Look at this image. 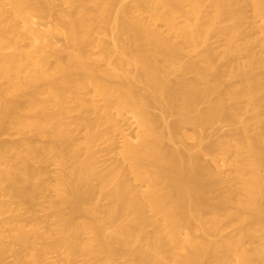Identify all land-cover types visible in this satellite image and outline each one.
<instances>
[{
	"label": "bare ground",
	"instance_id": "bare-ground-1",
	"mask_svg": "<svg viewBox=\"0 0 264 264\" xmlns=\"http://www.w3.org/2000/svg\"><path fill=\"white\" fill-rule=\"evenodd\" d=\"M49 15L68 48L33 26ZM220 121L230 133L204 143ZM10 129L0 264H264V0H0V135ZM101 142L116 161H101ZM204 154L226 156L229 173Z\"/></svg>",
	"mask_w": 264,
	"mask_h": 264
},
{
	"label": "rangeland",
	"instance_id": "rangeland-1",
	"mask_svg": "<svg viewBox=\"0 0 264 264\" xmlns=\"http://www.w3.org/2000/svg\"><path fill=\"white\" fill-rule=\"evenodd\" d=\"M67 10L69 9L68 7H65ZM34 21H33V26H35V28H37V29H39L45 36H46V38L48 39V40H50L52 43H53V46L54 47H56V48H59V49H65V48H68V46L70 45V43L68 42L69 40H68V38H67V36H66V33H65V30H64V27L60 24V22H59V20L56 18V16L55 15H49V16H46L45 18H39V17H34V19H33ZM21 26L23 25V23L21 22V23H19ZM160 27H162L163 29H164V27L163 26H160ZM255 30H256V32H255ZM255 32V34H254V36H259V35H261V32L259 31V27L258 28H255L254 30H253V28H252V33H254ZM259 31V32H258ZM64 32V33H63ZM258 33V34H257ZM110 39V38H109ZM211 40L210 41H212V43H219L220 42V37L218 38L217 36H213V37H211L210 38ZM26 42H28L27 40L24 42V43H26ZM66 45V46H65ZM68 45V46H67ZM256 48V47H255ZM258 48H260V47H258L257 46V48L255 49L256 51H259L260 49H258ZM48 50H50V49H48ZM190 57V56H189ZM189 76H191V75H189ZM159 109H157L156 111H158ZM153 111H155V110H153ZM159 112V111H158ZM158 112H155V113H158ZM129 114V115H128ZM125 117H128L127 118V120H126V118H125V121H123V122H121L122 123V125L124 126V128H123V131L125 130V132L124 133H126L128 136H130V137H132L133 139L135 138V134H136V132H137V124H136V122H135V120H134V118H133V116H131V114L130 113H128ZM174 116V117H173ZM176 119V115L175 114H173L171 117H169V120L170 121H173V120H175ZM124 120V119H123ZM134 120V121H133ZM220 122H222V123H224L223 121H220ZM220 122H217V123H219V124H217V123H214V124H212V125H210L208 128L207 127H205V128H207V129H204L203 128V130L201 131L200 129H198V130H200L201 131V133H200V131L198 132V133H200L199 135H201L202 134V138H203V141H204V143H206V144H208V143H211V142H213V141H215V140H217L218 138L220 139V138H222V137H224L225 135L227 136L229 133H230V129H231V126L228 124V122H226V123H224V124H221ZM217 124V125H216ZM219 125V126H218ZM230 126V127H229ZM74 129H75V131H76V128L77 127H73ZM72 128V129H73ZM136 128V129H135ZM80 129H78L77 128V131L75 132L74 130H73V133H75V135L76 136H78V137H81V135H82V132H80L79 131ZM187 130H189L187 133H190L191 134V132L193 133L194 131H193V128H187ZM186 129L185 130H182V132H186L187 131ZM79 133V134H78ZM118 135V134H117ZM115 135L114 136V142L116 141V144H115V146L117 145V146H120L121 145V141L123 142V138L121 137L122 135L120 134V135ZM28 138H29V140L31 139L32 141H36V140H39V141H42V140H40L35 134H28V136H27ZM38 138V139H37ZM0 140L1 141H5V142H7V141H14V142H18L19 140H20V136L16 133V131L13 129H10V130H8V132L7 133H4V134H1L0 135ZM103 143V144H102ZM187 143H189L188 145L190 146H192L193 145V147L196 149L197 147H195V141H194V139H190V140H188V142ZM107 142L105 143V142H101V144H100V146L99 147H101V151L102 152H100V158H101V161L106 165V164H110V163H113L114 161H116L117 160V158H118V156H116V158L113 156V154L115 153L116 155H118V152H119V150L118 149H116V151L113 153V151L111 152L110 150V152L109 151H106V149H107ZM21 147V146H20ZM22 148H23V146H22ZM117 148V147H116ZM103 149V150H102ZM105 149V150H104ZM119 149H120V147H119ZM199 149V147L197 148V150ZM108 150V149H107ZM118 150V151H117ZM114 154V155H115ZM203 154V153H202ZM220 155V156H219ZM218 155V157H215V156H213V155H208V154H204V155H202V160H203V162L205 161V162H208L209 164H211V166L213 167V168H216L217 167V165L219 166V168H220V170H221V172L222 171H224L225 173H229L228 171H226L229 167L226 165L225 167H224V164H228L227 163V161L225 162V160H224V158L226 157V156H223L222 154H219ZM224 157V158H223ZM48 159V161H46L44 164H45V166H47V167H45V168H47V170H49V172L47 171V177L46 178H44V180L45 179H47L46 181L47 182H45V183H47V185L48 186H50L48 189H49V191H47L49 194H52L49 198H54L55 197V190H53L54 188H55V181H56V174H55V171L57 172V165H56V163L54 162V161H52V159H49V158H47ZM46 158H45V160H47ZM114 160V161H113ZM218 161V162H217ZM218 163V164H217ZM44 164H41V165H44ZM36 165H39L40 166V164H36ZM221 165H223L222 166V168L220 167ZM228 167V168H227ZM225 168V170H223ZM225 173H223L222 172V174H225ZM227 175V174H226ZM226 175H224V176H226ZM229 175V174H228ZM227 175V176H228ZM47 189V190H48ZM49 194H47V196H49ZM6 196V195H5ZM5 196H3V198L5 199V201H7V200H9L7 197L5 198ZM46 196V198L45 197H43V196H41V197H39L40 199H37L38 200V204H40V205H38V207H39V212H37V214L40 216V217H46L45 215H48V212H49V209L48 208H46V209H48V212L46 211V209H45V206L47 207L48 205H49V203H48V200L49 199H47L48 197ZM9 197V196H8ZM7 199V200H6ZM40 208H42V209H40ZM47 212V213H46ZM4 215H0V221L1 220H4L5 218H7V217H9V213H3ZM44 215V216H43ZM2 216V217H1ZM4 217V218H3ZM51 219V218H50ZM4 230H6V227H0V232L1 231H4ZM228 230L230 231V228H228ZM227 230V231H228ZM226 232V231H225ZM224 232V234H226ZM50 256V258L52 259V260H59V259H61L62 258V254L60 253V252H51L50 254H49ZM13 256L12 255H8V256H6V258H5V263H9V261H10V263H11V261H13ZM79 261V262H78ZM120 261V260H119ZM78 262V263H77ZM74 264H82V261L78 258V260L76 261L75 260V262H74Z\"/></svg>",
	"mask_w": 264,
	"mask_h": 264
}]
</instances>
